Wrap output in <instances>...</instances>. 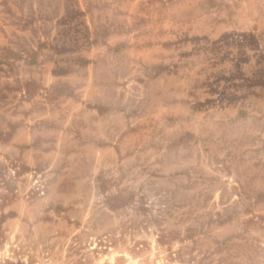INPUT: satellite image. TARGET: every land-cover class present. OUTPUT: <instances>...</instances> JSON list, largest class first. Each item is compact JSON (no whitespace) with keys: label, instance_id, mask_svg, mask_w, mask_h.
I'll return each mask as SVG.
<instances>
[{"label":"rangeland","instance_id":"374dc122","mask_svg":"<svg viewBox=\"0 0 264 264\" xmlns=\"http://www.w3.org/2000/svg\"><path fill=\"white\" fill-rule=\"evenodd\" d=\"M0 264H264V0H0Z\"/></svg>","mask_w":264,"mask_h":264}]
</instances>
